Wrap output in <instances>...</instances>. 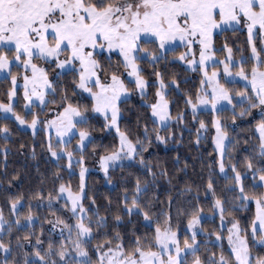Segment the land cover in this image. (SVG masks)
Here are the masks:
<instances>
[{"label":"snow or ice","instance_id":"snow-or-ice-1","mask_svg":"<svg viewBox=\"0 0 264 264\" xmlns=\"http://www.w3.org/2000/svg\"><path fill=\"white\" fill-rule=\"evenodd\" d=\"M246 24L248 39L251 43V58L255 63L251 65L250 70L246 69V59L241 58L239 69L233 73L231 66H235L233 60V50L225 44L227 49V59L223 61V71L228 76H239L251 85V91L238 93L241 98V103L247 102L248 108L244 109L240 115L246 114L250 109L260 107L264 109V47L257 49L253 41L254 30H258L264 34V0H0V47L14 49V56L10 59L7 52H0V70H8L11 75V65L14 62H19L25 70L29 67L32 75H27V71L23 76L24 80V96L32 103L33 96L37 97L42 105H47L49 101L45 99L46 91H51L53 96L56 90L52 85V81L48 79L47 72L39 68L34 59L55 58L59 61V67L63 69L65 65H69L70 71H78V80L75 87L82 89L90 94L92 99L91 111L102 113L107 120L106 126H117V131L120 135V146L107 155L101 156L100 161L107 173L110 163L114 164L120 161L122 157L127 156L134 158L138 146L143 151V142L137 141L133 143L125 132L119 131L117 125L118 114L120 112L119 102L122 95L129 92L117 66L111 70V74L107 79L102 81L101 74L105 73V68L101 62L96 59V50L104 49L105 47L111 52L113 49L118 50L122 56L119 64L123 65L126 74L134 77L136 87L140 90L141 95H145V89L148 81L141 75L139 64L140 59L146 58L149 54L152 57L151 62L156 63L161 56L156 52L149 53L147 48L141 47V41L145 38L155 42L158 41V48L165 49L170 42L179 39L184 42L185 46L191 51L192 46L196 43L200 45L199 64L204 66V77L201 81L202 85H209L211 92L207 88H202L195 94V101L192 95L186 99V104H189L192 109L193 118L195 119L198 106L207 107L211 105L212 110L217 109V105L221 101L232 103L234 97L230 89L220 83L219 72L213 69L209 75L205 61L215 56L213 49V33L216 29L222 28L224 25L236 28L238 25ZM51 36V39L49 37ZM65 54V59L60 60L61 54ZM144 53V56L139 55ZM185 53H181L180 59H185ZM194 55V53H193ZM26 57V59H21ZM190 64H195L196 61H188ZM78 64V70L73 67ZM106 74V73H105ZM159 77L160 89L166 87L162 74L156 72ZM11 82L13 90L8 92L9 98L15 95V86L17 84V76L12 75ZM176 87L179 88V83L173 78ZM31 85V89H29ZM37 86L41 90H37ZM94 88L96 90H94ZM209 95L211 99H209ZM156 96L158 99L150 105L152 115L159 119L163 127H167V121L171 119L181 120L183 114L178 117H171L169 110L170 102L165 98L163 91L157 90ZM51 103L56 104V109H49V112H55L51 118L41 116L38 113H33L31 121L25 119L15 109L11 103L0 102V110L5 113L4 119H8V113H12L15 120L21 125H29L33 130L37 129L38 125L46 126L49 130V138L47 142V150L51 157L57 160L63 155H67L69 160V168L72 165L73 152L65 148L54 146L51 140V130L54 128L58 137L57 145L65 143L64 138L69 139L75 134L74 130L78 125L87 124L88 109H81L78 105L72 102V98L67 91L61 96L59 101L52 100ZM28 109L29 105L26 104ZM59 109H62L59 110ZM110 117V118H109ZM235 116L233 117V120ZM215 127V147L220 152L219 170L225 172V164L223 157L225 154V141L228 139V132L222 127L219 116L213 121ZM207 125L203 120L199 122L200 129L206 130ZM256 129L259 132V155L261 159L258 161L261 167H254L253 160H246L247 169L253 173L259 172V180L264 182V119L257 125ZM2 131L7 134L9 128L7 124L3 126ZM153 131H156L155 129ZM148 129L145 125V138L147 139ZM79 142L77 150L83 152L86 147V142H91V134L87 129L81 128L78 132ZM156 139L161 142H166V138L161 136L156 131ZM150 142V141H149ZM199 143V135L197 139ZM34 151V149H33ZM84 157L81 155L76 160L77 163L83 164ZM140 162L144 160L141 157ZM234 172L233 180L239 186V199L247 201L255 199L257 213L252 221V235L256 237L257 226L259 221V230L264 233V195L249 197L245 193L242 182V174L236 170V165H230ZM86 169H80V191L73 193L69 187L61 183L59 185V194L68 193V198L71 200V210L73 215L77 212L80 216L74 225H68L63 220H57L56 223L63 225L61 233L67 228L69 237H72V230L75 229V238L72 239V247L75 253L72 259L69 260V246L66 243H61L57 248L52 242L48 243L47 248L43 247V241L39 235L30 232L22 239H16V251L19 255L22 252L20 259L10 261L8 256L13 253L11 243L14 225H20V218L17 215L16 219L9 222L5 219L3 209L0 208V235H7L8 242L0 238V251L5 253V258L0 261V264H94L88 249L85 246L86 238H90L93 229L90 226L91 218L86 217L88 209L83 206L82 196L84 192V175ZM166 170H161V175H164ZM59 178V173L54 174ZM155 178L156 173L152 172ZM207 189H213L212 179L209 178ZM191 191L190 188L186 189ZM235 191V188L230 189ZM147 186L142 187L141 181L136 180L135 193L132 195L131 204H127V191L125 192L126 209L128 212L133 210L139 212L142 209L140 201V193L146 192ZM213 195L215 192L213 190ZM59 199V195L57 196ZM22 197L17 196L11 201V211L18 212V205L21 204ZM150 204V202H149ZM145 205L144 207H147ZM214 207L219 210L221 220L224 219L225 200L217 197L214 202ZM179 211V210H178ZM202 208H194L187 221V227L192 229L191 240L183 241L184 247H181V242L178 239L177 231L173 230L172 217L170 214L162 223H157L154 233L151 237L136 236L133 239L132 246L126 248L123 239L116 235L115 239L120 241L115 247H109L112 240L105 241L101 246L107 251L102 253L97 264H187L186 253L191 251L194 259L192 264H264V257L257 256L253 259L247 235H240L238 227L239 221L232 224L229 229L228 242L232 246L231 252L234 254V261L226 258L223 254L219 260H216V254L212 253L207 260L202 259L197 255L198 244L196 243L197 230L196 226L201 222ZM143 216L146 220L151 219L148 211H143ZM89 223H85V219ZM28 225L33 223V214L29 211L25 217ZM105 217H100L96 221L97 228L105 225ZM116 221H120V217H116ZM49 223H52L49 221ZM43 229H41V234ZM35 237L33 245L32 237ZM217 239H220L217 233ZM256 239L264 244V234L256 237ZM25 244L33 246L34 252L29 253L24 250ZM184 253L185 255H182ZM30 257H32L30 259Z\"/></svg>","mask_w":264,"mask_h":264},{"label":"trees","instance_id":"trees-1","mask_svg":"<svg viewBox=\"0 0 264 264\" xmlns=\"http://www.w3.org/2000/svg\"><path fill=\"white\" fill-rule=\"evenodd\" d=\"M255 39L259 41L260 36L257 35ZM145 44L154 52L160 51L156 41L150 40ZM225 44L232 48L234 58L239 59L243 56L246 59L245 67L250 70L255 61L251 58V43L247 30L236 27L217 33L214 36V45L216 53L220 56L227 54ZM182 50L183 47H177L166 51L160 55L161 59L155 64L149 58L140 59L143 66L141 73L149 80L148 93L145 95L133 93L120 102L119 128L133 143L142 141L144 150L141 151L138 146L134 158H122L119 163L110 167L106 175L90 172L87 176L83 203L88 209L93 229L88 246L94 264L98 261V256L94 252L96 247L106 250L101 246L105 241L112 240L109 247L114 248L120 242L115 239L119 234L125 247L130 248L134 237H151L157 223H162L167 214L172 217V227L178 232L181 244L185 239L192 242L187 221L194 208L203 209L200 214L203 218L199 224L203 233L197 234L199 237L197 242L202 247L196 253L202 259H207V255L212 253L216 256L223 253L229 259H234L227 238L228 228L235 221H239L241 233L248 237L253 259L257 256L264 257V245H256L251 237L250 227L255 215L254 206L241 205L242 201L238 198L239 189L233 180L234 172L230 167L235 164L236 170L241 172L246 194L263 195V185L254 182L259 178V172L253 173L247 169L246 160L251 158L254 167L262 166L258 163L261 157L256 124L264 119V112L255 117L253 116L255 108H253L246 114L240 115L244 109L248 108V104L236 102L233 108H223L216 114L206 110L196 112L194 119L192 110L189 109L190 105L185 101L189 95H192L195 101V94L199 91L201 84V75L197 74L200 71L186 68L177 59ZM0 52H2L1 49ZM98 59L105 68L106 74L111 73V70L116 69L117 66L119 69L123 67L119 64L122 60L119 54L111 56L102 54L98 56ZM156 72L162 74L165 85L168 87L166 96L170 101L172 117L183 114V119H174L167 127H160L151 114L150 103L154 102L158 90V84L154 81ZM105 73L101 76L106 75ZM173 78L179 83V88L176 87ZM77 80V71L69 70L53 76L52 82L56 94L51 95L52 100L59 101L67 91L75 105L81 109L87 108L90 112L88 123L79 126L91 133V142L83 152L75 153L84 155L86 158L93 154L98 156L108 154L119 146V137L113 129L106 126L105 117L91 111L92 99L75 87ZM221 82L235 93L250 91L240 82H233V86L226 83L224 79ZM11 88L10 77L0 79V101H7L9 98L7 94ZM52 100L47 104L48 108L56 105L51 103ZM23 104L22 98L15 104V108L22 114L25 112ZM32 114L30 113L29 116ZM217 116L221 119L222 127L228 132V142L223 157L228 172L225 176L220 173L213 141V121ZM201 120L205 122L207 128L200 129L198 134L197 129ZM5 124L9 128L7 134L2 131ZM145 125L148 129L147 139ZM154 129L166 138V142L156 139ZM198 135L199 143H197ZM77 139L78 136H75L68 145H73ZM47 142V135L43 129L33 133L21 128L14 119H4L0 116V208L3 209L4 217L9 222L14 221L17 215L21 220V226L14 225L11 239L13 253L8 256L10 261L22 257V252L17 254L16 239H22L30 232L41 237L45 249L49 242L57 248L61 243H66L64 235L58 233L60 229L59 224L56 223L57 220L68 218L67 201L60 198L59 185L71 183L77 188L79 174L70 171L66 156H62L59 160L51 157L47 150ZM57 146L60 147V145ZM141 157L144 160L143 164L140 162ZM161 170H166V173L161 175ZM152 172L156 173L155 178ZM55 173H59V178L54 175ZM138 178L142 187L147 186V191L139 194L141 211L133 210L130 213L126 209L125 192L127 191L128 195L127 204H131ZM209 178L212 179L213 189H207ZM187 188L191 191H187ZM232 188H235V191L230 190ZM58 195L59 199H57ZM17 196L22 197V205L14 214L10 206L11 201ZM217 197L225 200L226 211L223 221L220 214H215L214 202ZM145 205L148 206L144 207ZM29 211L33 214L31 226L25 223V217ZM143 211H148L151 219L146 220ZM117 216L120 217L119 222L116 221ZM100 217L106 219L105 225L98 229L96 221ZM41 229H43L42 234ZM217 233L220 239H217ZM0 238H3L6 243L9 239L7 235H0ZM32 240L34 245V236ZM24 250L32 253L34 247L25 244ZM4 258L5 253L0 251V261Z\"/></svg>","mask_w":264,"mask_h":264},{"label":"rangeland","instance_id":"rangeland-1","mask_svg":"<svg viewBox=\"0 0 264 264\" xmlns=\"http://www.w3.org/2000/svg\"><path fill=\"white\" fill-rule=\"evenodd\" d=\"M237 27H241V28H244V29L247 30V26H246V24H241V25H238ZM230 28H232V27H231V26H228V25H224V26H222V28H218V29H216V30L214 31V33H213V49L215 50V56H213L211 59L205 61V66L207 67V71H208L209 75L212 73L213 69H215V70H217V71L219 72L220 75H219L218 78H219V80H220V83H222V82H221L222 79H224V80L226 81V83L230 84V86H233V85H232L233 82H240V83L243 84L244 86L248 87V88L250 89V91H251V85H250V83H249L248 81H245L242 77L235 76V75H233V76H228L227 74L224 73V71H223L224 64H223L222 62H223V61H226L228 53H227L226 55H224V56H220L219 54L216 53V48H215V45H214V36H215L217 33H220L222 30L230 29ZM257 35L260 36V40H259V41H257V40L255 39V38L257 37ZM49 39H51V36L49 37ZM147 41H150V40L147 39V38L143 39V40L141 41V47H142V48H147L148 51H149V53L154 52L153 49H152L150 46H148L147 44H145V42H147ZM253 41L255 42V44H256V46H257V49H258V50L261 49L262 47H264V34L260 33L258 30H254ZM156 42L158 43V41H156ZM177 47H183V50H182L181 53H185V54H186V55H185V59H183V60L180 59V55H181V53L179 54V56H177V59H178L179 61H181V62L184 64V66H185L186 68H188V69H190V70H197V71H200V73H197V74H200V75H201V81L204 80V79H205V77H204V66H201V65L199 64V59H200V45H199L198 43L194 44V45L192 46V50L190 51V50L185 46L184 42H182V41H180L179 39H177V40H175V41L170 42L168 45H166L165 49H160V51H159V52H156V53H157V55L160 56V55H163L166 51H169V50L175 49V48H177ZM0 49L2 50V52H7V53L9 54L10 59H11V58L14 56V54H15V53H14V49L6 48V47H0ZM193 53H194V55H193ZM102 54H106V56H111V55H113V54H119L120 57H121V59H122L121 54L118 52V50H115V49H113L111 52H109V50H108L106 47H105L104 49H99V48H98V49L96 50V59H98V56H100V55H102ZM139 55L144 56V53H140ZM251 55H252V54H251ZM242 57H243V56H242ZM242 57H241V58H242ZM147 58H149V59L152 60V57H151L150 54H149L145 59H147ZM241 58L237 59V58H234V57H233V60L236 62L235 66H231V65H230L231 70H232L233 73H235V72L238 71V69H239V62L241 61ZM243 58H244V57H243ZM21 59H22V60H23V59H26V57H21ZM59 59H60V60L65 59V54L62 53V54L60 55ZM98 60H99V59H98ZM192 60H195L196 63H195V64H190V63H188V61H192ZM254 61H255V60H254ZM138 62H139V64H140V68H141V70H142V69H143V66H142L140 60H139ZM33 63H36V64L38 65L39 68H42V69H44V70L47 72V74H48V79H49L50 81H52V77H53V76H57V75H60V74H62V73H64V72H66V71H69V67H70L69 65H65V67H64L63 69H61V68L59 67V61L56 60L55 58H49L48 60H44V59H34V60H33ZM18 64H19V62H14V63L11 65V75L8 74V70H7V69H5V70H0V79H2V78H4V77H10V78H12V75H16V76H17V84H16V86H15V95H14L13 97H11V98H8L7 101H0V102H2V103H11V104L13 105L14 109H15V112H16V113H19L21 116L25 117V119L28 120V121H31V118H32V116H29L30 113H38V114L41 116V118H44V117L51 118L53 115H55V112L50 113V112H49V109H56V108H57V105H52V107H49V108H48L47 105H46V106H45V105H42V104L40 103L39 99H38L37 97H35V96H33V98H32V103L29 104V101H28V100L25 98V96H24V91H25V89H24V80H23V76H24V74H25L26 71H27V75H29V76L32 75V72H31L30 67H29L27 70H25V68H24L22 65H19V66H18ZM237 66H238V67H237ZM73 67H75V68L78 70L79 65L76 64V65H74ZM126 71H127V70H125L123 67H121L120 71L117 73L118 75H121L122 79L124 80L126 86H127L128 89H129V92H128L126 95H122V96H121L120 102H121L122 100H124V99L130 97L133 93H135V94H137V95H141L140 90L136 87L135 83L132 82V81H134V77H130V76H128V75L126 74ZM77 72H78V71H77ZM110 74H111V73L106 74V75H104L103 77L101 76V80H102V81L106 80V79H107V76H109ZM141 75L146 79V81H149V80L144 76V74L141 73ZM159 79H160V78L156 76V78L154 79V81H156L157 84H158V90L163 91L164 94H165V98L168 100V98H167V96H166L167 91H168V87L166 86L164 89H160ZM222 84H224V83H222ZM52 85H53V82H52ZM224 85L228 88V86H227L226 84H224ZM13 87H14V86H13V84H12V88L10 89V91L13 90ZM31 87H32V86L29 85V89H31ZM205 87L207 88L208 92L210 93V92H211V87H210L209 85H206V84H205V85L200 84L199 91H200L202 88H205ZM37 90H41V89L39 88V86H37ZM79 90H80L81 92L86 93L87 95L90 96V94L87 93L86 91H84V90H82V89H79ZM94 90H96V89L94 88ZM45 91H46L45 99H46L47 101L52 100V96H51V95H52V92H51V91H48V90H45ZM144 91H145V94L148 93V84H147V87H146V89H145ZM230 91H231V90H230ZM250 91H249V92H250ZM241 92H245V91H239V92H237V93L231 91L232 96L235 97V99H233V101H232L231 104H229L227 101H221V102L217 105V109H216L215 111L212 110L211 105H208L207 107H204V106H198L197 112H199V111H201V110H206V111H212L214 114H216L219 110H221V109H223V108H226V107H231V108H233V107H234V104H235L236 102H237V103H241V98L237 95L238 93H241ZM90 97H91V96H90ZM21 98H22L23 101H24V104H23V105H24V111H25V112H24L23 114L20 113V112L15 108V104H17L18 101H19V99H21ZM157 99H158V97L156 96V98H155V100H154L153 103H155ZM209 99H211V96H210V95H209ZM168 101H169V100H168ZM120 102H119V105H120ZM169 102H170V101H169ZM26 104L29 105V108H28V109L25 108V105H26ZM151 104H152V103H150V105H151ZM189 109L192 110V109H191V106L189 107ZM59 110L62 111V109H59ZM82 110H83V109H82ZM169 110H170V113H171V105H170V104H169ZM263 112H264V109H262V108H260V107H257V108H255L254 111H253V116H255V117L260 116ZM89 113H90V112L88 111V112L86 113V115L89 116ZM93 113H95V112H93ZM97 114H100V115H102V116L104 117V115H103L102 113H97ZM151 114H152V110H151ZM7 115H8L9 118H12V119L15 120V117L12 115V113H8ZM120 115H121V111H120L119 114H118V119H117V125H118V126H119V118H120ZM0 116H1V117H4V116H5V113H4L2 110H0ZM152 117H153V115H152ZM171 117H172V115H171ZM109 118H110V117H109ZM153 118H154V120L158 123V125H159L160 127H163V126L160 124L158 118H155V117H153ZM214 119H215V118H214ZM173 120H174V119H171V118H170V119L166 122L167 125L170 124V123H172ZM15 121L17 122V124H18L21 128L26 129V130H30V131H32L33 133H36L39 129H43V130L46 132L47 139L49 138V130L46 128V126L38 125V126H37V129H36V130H33L29 125H21V124L19 123V121H17V120H15ZM257 124H258V123H257ZM257 124H256V125H257ZM108 128L113 129V130L115 131V133L118 135V137H119V146H120V135H119V132L117 131V126H116V125H113V126H110V127H108ZM80 129H81V127L78 125L77 128L74 130V133H75V134L71 135V138H70V139L66 136V137L64 138V140H65L66 142H65V143H61V144H59V145H60L59 148H65V147H66V148L68 149V151H71V152H73V154H74L73 157H72L73 162H72V165H71L70 171H71V172H74V171H75V172H77V173L79 174L78 187L75 188L71 183H68V184H67V183H63V184L66 185V187H69L73 193H77V192L80 191V169H81V167H84V168L86 169V171H85V175H84V192H83V196H82V203H83V198H84V193H85V186H86V179H87L88 174H89L90 172H96V173H99V174H101V175H106L107 173H105L104 168H103V166H102V164H101V161H100V157H101V156H98V155L93 154L92 156L86 158V157H84V155H82V156L84 157L83 164L81 165L80 163H77V162H76V160L78 159V157L81 156V155L75 153L76 151H78V150H77V144H78V142H79V135H78V132H79ZM119 131L122 132V131L120 130V128H119ZM256 131H257V133L259 134V132H258L257 129H256ZM90 134H91V133H90ZM215 134H216V133H215V127H214V125H213V141H214V144H215V140H214ZM75 136H78V139H77L76 141L73 142V143H74L73 145L69 146L68 144H71V141L74 139ZM51 140H52L53 145H54V146H57V140H58V137H57V135H56V132H55V129H54V128L51 130ZM227 142H228V139L225 141V147H226V145H227ZM88 143H89V142H86V146L88 145ZM119 146H118L117 148H119ZM85 148H86V147H85ZM117 148H116V149H117ZM116 149H115V150H116ZM216 151H217V159H218V162H220V159H221L220 152H219V150H218L217 148H216ZM78 152H80V151H78ZM108 154H109V153H108ZM105 155H107V154H105ZM63 156H66L67 161H68V167H69V160H68L67 155L65 154V155H63ZM102 156H104V155H102ZM122 158H129V157L124 156V157H122ZM121 160H122V159H121ZM121 160H120V161H121ZM120 161H117V162H115L114 164L110 163V166H109V168H108V171H109V169H110L111 166H113V165L119 163ZM108 171H107V172H108ZM220 173H221L222 175H224V176L228 174L226 168H225V172H223V173L220 172ZM254 182L257 183V184H261V185H263V187H264V182H261V181L259 180V178L256 179V180H254ZM237 187H238V189H239V186H238V185H237ZM59 195H60V198H61V199H64V200L67 201L66 212H67L68 218H67L66 220H63V221H64L65 223H67L68 225H74V224L77 222V219H78V217L80 216V213L77 212L76 215H73L72 210H71V200L68 198V193H67V192H65V193H63V194H59ZM247 195H248V194H247ZM263 195H264V192H263ZM248 196H249V197H255V196H252V195H248ZM21 205H22V201H21V204L18 205L17 207L19 208ZM241 205H242V206H243V205H245V206L253 205V206H254V211H255V215H254V218H253V220H254L255 217H256V213H257V206H256V201H255V199H249V200H247V201H243V202H241ZM83 206L86 208V206L84 205V203H83ZM86 209H87V208H86ZM16 213H17V212H16ZM14 214H15V213H14ZM215 214H220V213H219V210L216 209V208H215ZM85 215H86V217H89V212H87ZM212 215H213V214H212ZM201 217L203 218V216H201ZM201 221H202V219H201ZM20 222H21V220H20ZM25 223H28V222L26 221ZM85 223H89V221H88L87 218L85 219ZM90 226H91V224H90ZM256 226H257L256 237L260 236L261 234H264V233H261L260 230H259V221L256 222ZM62 227H63V225L59 224V229H60V231H58V233L64 235L65 242H66V244L69 246V256H68V259H70V258H72V256H73L74 253H75V249L72 247V239L75 238V229L73 228V230H72V237L70 238V237H69V232H68V229H67V228H65L64 231H63V233H61V228H62ZM238 227H239V225H238ZM231 228H232V226L229 227L228 229H231ZM239 229H240V227H239ZM196 230H197V233H198V234H202V233H203V230L199 227V225L196 226ZM188 231H189L190 234H191L192 229L188 228ZM250 231H251V237H252L254 243H255L256 245H264V244L260 243V242L256 239V237H254V236L252 235V225H251V227H250ZM92 234H93V233L90 234V238H86V244H85V246L87 247L88 252H89V246H88V244H89V241H90V239H91V237H92ZM177 234H178V232H177ZM240 235L243 236L244 234H242L241 231H240ZM209 238H210V237H209ZM178 239H179V236H178ZM198 239H199V237H196V243L198 244V246H199L198 249H199V248L202 247V245L199 244V243L197 242ZM210 239L213 240V238H210ZM179 240H180V239H179ZM189 243H191V242H189ZM181 247H184L183 244H181ZM231 247H232V246L229 244V248H230V250H231ZM106 251H107V249H106V250H103V249H101L100 247H96L94 252L97 254L98 259H99V257L102 255V253H104V252H106ZM2 252H3V251H2ZM231 253H232V252H231ZM221 254H223V253H221ZM221 254H219L218 256H216V260H217V261L219 260V257H220ZM89 255H90V252H89ZM182 255H185V254L182 253ZM223 255H224V254H223ZM209 256H211V254L207 255V258H208ZM224 256H225L226 258H228L226 255H224ZM232 256H233V258H234V254H233V253H232ZM185 258H186V262H187L188 264H192V261H193L194 258H193V256H192V252H191V251H188V252L186 253V257H185ZM204 260H207V259H204ZM233 261H234V259H233Z\"/></svg>","mask_w":264,"mask_h":264}]
</instances>
